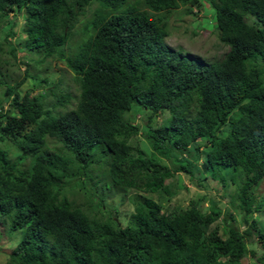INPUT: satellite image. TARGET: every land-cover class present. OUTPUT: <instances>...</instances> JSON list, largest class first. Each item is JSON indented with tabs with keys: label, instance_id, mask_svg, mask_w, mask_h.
Wrapping results in <instances>:
<instances>
[{
	"label": "trees",
	"instance_id": "16d2710c",
	"mask_svg": "<svg viewBox=\"0 0 264 264\" xmlns=\"http://www.w3.org/2000/svg\"><path fill=\"white\" fill-rule=\"evenodd\" d=\"M200 3L228 47L219 60L165 42L174 10ZM14 12L24 16L18 44L38 53L36 62H64L78 93L62 76L53 87L32 74L34 86H48L21 93L22 81L8 83L0 69V140L17 150L11 158L0 147V230L22 229L1 264H241L256 255L251 243L264 264L254 216L264 215V195L254 196L264 177V0H0L1 64L5 53L17 59L7 42ZM133 103L146 111L149 153L131 141L140 129L128 119ZM48 139L60 146L48 148ZM96 170L132 205L124 224L103 195L91 212L65 193L69 178L97 183ZM179 172L217 180L221 197L232 185L229 203L241 217L212 198L207 210L202 199L164 210L151 194L172 196L168 180Z\"/></svg>",
	"mask_w": 264,
	"mask_h": 264
},
{
	"label": "rangeland",
	"instance_id": "374dc122",
	"mask_svg": "<svg viewBox=\"0 0 264 264\" xmlns=\"http://www.w3.org/2000/svg\"><path fill=\"white\" fill-rule=\"evenodd\" d=\"M128 2L133 3L135 0H127ZM98 4L96 1L92 3L90 9L96 7ZM136 6L140 9H143L144 6L141 3H136ZM185 7H180L172 13L170 19L167 23V32L168 35L165 38V42L171 48L182 49L190 57H198L205 61H214L219 60L226 53L228 47L220 43L217 33L214 31L215 28V18L214 12L210 8L205 7L203 10L202 4L193 6L191 13L185 12ZM12 15V14H11ZM23 14L16 12L11 16L12 20L15 21L14 30L16 35L14 37L8 38L7 42H10L16 46V61L8 53H5L1 56V59L8 60L9 63L1 64L0 69L3 74V77L7 80L8 83H16L17 81H22L19 86L21 93L25 91H31V94L41 93L46 89L48 85H44L43 88L34 86L32 79L27 77V74H32L34 76L46 77L53 87L56 85L57 79L61 76L63 77V86H68L73 95L78 93L77 84L72 78V73L68 68H66L64 62L50 58L45 59L41 63L36 62L39 59L38 53L28 52L25 48H22L18 41L22 37V23H23ZM88 17V16H87ZM84 17H80V23L83 22ZM253 17L249 16L248 21L252 22ZM79 25V24H78ZM85 33H78L74 36L71 46L79 41ZM4 50L7 49L6 44L2 43ZM26 70V73H25ZM28 72V73H27ZM8 75V76H7ZM62 85L60 86V88ZM3 86H0V95L2 92ZM4 106H8L5 102ZM166 114V113H164ZM146 111L143 108H140L137 104H132L131 114L128 119L130 122L137 124L140 129L138 134L135 137H132L131 141L139 140L142 147H145L147 153L151 150L148 139L146 135L141 130V125L146 121ZM159 120L155 118V122ZM60 143L55 139H48L47 147L54 148L59 147ZM0 147L5 148L8 151V155L11 158H14L17 155V150L14 146L4 140H0ZM98 151H101L98 149ZM165 163L171 166V163L165 159L161 158ZM95 166V165H94ZM95 173H98V178H95L97 183L90 182L88 180L77 181L75 178H69L65 187V193L74 200V202L83 207L86 210L95 212L97 208V202L99 196L103 195L105 207L112 208L115 206L119 209V216L121 223L124 224L128 219L131 204L129 203L127 196H122L123 193L121 189L115 187L110 183L108 177L105 176V180L108 182V187L103 188L104 179L102 180V174L100 170H96ZM99 180V181H98ZM171 191L174 192L172 196L166 194V192H160L151 194L154 199L160 202L163 209H168L170 207L178 206L180 208H185L189 205L191 200L202 199L201 207L203 210H207V206L210 204L208 202L209 198H212L215 201L220 202V207L225 213L227 210L230 211L237 219L241 217L240 210L236 207H233L229 203L230 193H233L234 187L231 185L226 189V195L221 197L218 190L221 189V186L217 180H212L205 178L203 180H198L197 178L190 179L185 173L179 172L176 173L172 178L168 180ZM127 195L133 194L136 191L133 189L126 190ZM93 194V197L91 196ZM264 195V177L257 183L254 188V196L258 200L261 196ZM98 199V200H97ZM254 216L260 219V225L264 227V215L261 213H255ZM218 223H222L223 220L220 218ZM238 227L242 230L244 224L241 221L237 223ZM2 230L5 227L1 226ZM7 230L1 233L0 230V264L6 260V254L12 249L14 244L22 236V229L12 230L10 233L6 232ZM249 248L256 251L255 256H246L242 258L241 264H263L257 261V256L260 254L255 243L249 244Z\"/></svg>",
	"mask_w": 264,
	"mask_h": 264
},
{
	"label": "bare ground",
	"instance_id": "6f19581e",
	"mask_svg": "<svg viewBox=\"0 0 264 264\" xmlns=\"http://www.w3.org/2000/svg\"><path fill=\"white\" fill-rule=\"evenodd\" d=\"M231 39V38H230ZM158 105V104H157Z\"/></svg>",
	"mask_w": 264,
	"mask_h": 264
}]
</instances>
